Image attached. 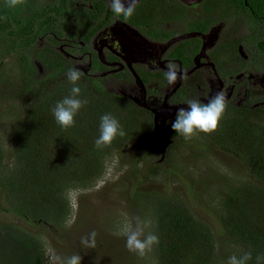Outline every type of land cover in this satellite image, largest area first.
I'll return each instance as SVG.
<instances>
[{
	"label": "trees",
	"instance_id": "trees-1",
	"mask_svg": "<svg viewBox=\"0 0 264 264\" xmlns=\"http://www.w3.org/2000/svg\"><path fill=\"white\" fill-rule=\"evenodd\" d=\"M4 22L0 19V25ZM31 31L0 29V116L12 120L13 154L6 168L7 157L0 141V197L7 201V206L0 203V209L33 224L60 225L67 214V192L101 176L105 158L113 149L125 147L136 137L141 145L156 152L159 143L145 110L82 78L78 82L80 98L88 103L76 115L74 126L59 125L52 109L70 95V66L53 53L56 62L48 61L43 74L38 75L32 60L38 56ZM6 32L25 34V42L13 41L16 38L9 41ZM7 55L15 57L16 64H11L16 69L12 72H7L1 61ZM109 113L119 120L126 135L97 148L100 118ZM166 132L172 142L161 161L169 166L176 158L173 148L194 146L191 140L198 142L195 137L199 136L202 142L196 148L200 154L210 147L221 150L239 160L250 176L219 189L213 213L221 234L213 233L196 218L180 193L153 196L155 233L159 238L156 264H215L218 259L228 262L230 256L245 252L252 253L248 264H264V106L242 109L227 105L218 130L210 134L201 132L185 139L172 130L171 124ZM162 165L151 163L148 170L152 172ZM139 196L134 193L133 202H140ZM0 264H46L44 242L18 223H0Z\"/></svg>",
	"mask_w": 264,
	"mask_h": 264
},
{
	"label": "flooded vegetation",
	"instance_id": "flooded-vegetation-1",
	"mask_svg": "<svg viewBox=\"0 0 264 264\" xmlns=\"http://www.w3.org/2000/svg\"><path fill=\"white\" fill-rule=\"evenodd\" d=\"M0 9L7 17L0 29H32L38 75L56 53L82 79L145 110L151 132L162 111L166 141L190 99L208 103L223 90L230 106H264V0H136L128 18L109 0H25L15 8L0 0ZM8 32L9 41L25 42ZM170 62L186 72L173 85L165 77Z\"/></svg>",
	"mask_w": 264,
	"mask_h": 264
},
{
	"label": "rangeland",
	"instance_id": "rangeland-1",
	"mask_svg": "<svg viewBox=\"0 0 264 264\" xmlns=\"http://www.w3.org/2000/svg\"><path fill=\"white\" fill-rule=\"evenodd\" d=\"M14 58L13 55L2 58L7 72L16 69L11 64H16ZM11 127L12 120L5 115L0 116V141L7 157L6 168L13 159L10 152ZM198 137L195 138L201 143L202 139ZM139 139L136 137L119 150L113 149L105 158L101 176L67 192L68 207L63 224H33L3 209H0V223H18L40 237L45 250L51 246L62 257L79 254L82 264H156V244L150 251L140 255L128 250L126 236L121 233L128 221L133 226L139 221L150 222L144 229L145 235H156L155 202L152 197L156 194L167 196L180 193L196 218L204 221L213 233H220L221 227L213 213L219 189L227 188L229 183L237 184L250 176L240 161L213 147L200 154V149L196 148L198 142L192 139L194 146L173 148L176 158L169 166L160 160V151L141 145ZM151 163L164 165L151 172L148 170ZM136 192L140 195L138 203L132 200ZM0 203L7 206V201L1 197ZM93 231L97 233L96 247L83 246L82 238ZM214 263L227 264L220 259Z\"/></svg>",
	"mask_w": 264,
	"mask_h": 264
},
{
	"label": "clouds",
	"instance_id": "clouds-1",
	"mask_svg": "<svg viewBox=\"0 0 264 264\" xmlns=\"http://www.w3.org/2000/svg\"><path fill=\"white\" fill-rule=\"evenodd\" d=\"M25 0H6V6L15 8L22 5ZM136 0H109V8L117 16L123 15L128 18L135 12ZM6 20L7 17H0ZM165 77L169 85H173L178 79L186 78V72L176 63H169L166 66ZM83 73L79 68H70L67 71V78L72 84L70 95L58 101L52 109V114L56 122L62 127H71L75 124V117L88 101L81 99V88L78 86ZM187 109H178L175 119L172 121V130L185 139H190L198 133L210 134L218 130L220 122L226 112L228 99L226 93L221 90L212 97L208 103H202L197 99L187 101ZM100 135L95 140V145L100 148L110 145L117 137H123L126 132L119 120L112 114H105L100 118ZM150 222H137L135 226L128 221L124 231L121 233L126 236V247L129 251L144 255L150 251L152 246L159 243V238L155 234L145 235V227ZM96 232L89 233L82 238L81 244L88 248L96 247ZM48 264H82V257L79 254L62 257L51 246L45 250ZM252 259L251 252H245L240 256L232 255L227 264H248ZM261 257H257L259 261Z\"/></svg>",
	"mask_w": 264,
	"mask_h": 264
},
{
	"label": "water",
	"instance_id": "water-1",
	"mask_svg": "<svg viewBox=\"0 0 264 264\" xmlns=\"http://www.w3.org/2000/svg\"><path fill=\"white\" fill-rule=\"evenodd\" d=\"M36 66H37L39 72H41L42 68L39 65V63H36ZM165 121H166V117L163 115L162 111H156L154 114V127L152 129V133L158 139V143H159L158 149L162 153L160 160H162L164 158L166 146L170 142L169 140L166 141L164 138H161V135H165V133H164Z\"/></svg>",
	"mask_w": 264,
	"mask_h": 264
}]
</instances>
